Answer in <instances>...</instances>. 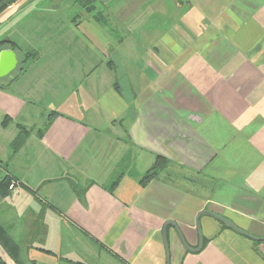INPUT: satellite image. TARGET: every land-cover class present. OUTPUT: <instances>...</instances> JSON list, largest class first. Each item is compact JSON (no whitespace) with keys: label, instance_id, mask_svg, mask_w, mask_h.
Listing matches in <instances>:
<instances>
[{"label":"crops","instance_id":"obj_1","mask_svg":"<svg viewBox=\"0 0 264 264\" xmlns=\"http://www.w3.org/2000/svg\"><path fill=\"white\" fill-rule=\"evenodd\" d=\"M3 39L16 67L36 51L0 77L21 261L264 264L263 240L205 213L264 238V0H18Z\"/></svg>","mask_w":264,"mask_h":264},{"label":"trees","instance_id":"obj_2","mask_svg":"<svg viewBox=\"0 0 264 264\" xmlns=\"http://www.w3.org/2000/svg\"><path fill=\"white\" fill-rule=\"evenodd\" d=\"M18 0H0V15L12 4L16 3ZM15 43L10 41L9 39H3L0 40V47H10L12 49L16 48L15 47ZM34 57H36V51H28L25 53L21 54L20 60L18 61V65L16 67L15 70L16 73L21 72L24 69V64H26L29 60L33 59ZM3 86L0 85V88H2ZM57 112L55 111H51L48 114L47 117V122L44 125V129L48 126V124L50 123L51 117L53 115H56ZM5 125V122H2ZM39 135L42 134V130H39L38 132ZM27 136V130L23 127L20 126V129L18 131V134L16 135V137L14 138V140L11 143V148L12 151H16L20 145L23 143L25 137ZM168 164V161L165 160L164 158L158 157L156 158L154 164L149 168V170L145 173V176L142 178V183H146V181L148 179H150L151 177L155 176L157 174V172L162 169L163 167H165ZM13 184L14 182L11 178H9L8 176L4 177L1 181H0V201L7 196L8 192H9V185ZM26 189H28V187L23 186ZM259 241V240H258ZM0 246L1 248L7 253V255L10 257V259L15 263V264H33V262H24L21 261L19 259L18 256V247L17 245L10 239V237L6 234V232L1 228L0 226ZM0 264H7L5 262V260L0 256Z\"/></svg>","mask_w":264,"mask_h":264},{"label":"water","instance_id":"obj_3","mask_svg":"<svg viewBox=\"0 0 264 264\" xmlns=\"http://www.w3.org/2000/svg\"><path fill=\"white\" fill-rule=\"evenodd\" d=\"M17 64V59H16V55L14 53V51L12 49H4L2 51H0V77L6 76L7 74H9L10 72H12ZM206 214L213 216L215 218H217L218 220L222 221L223 223H225L228 227L233 228L235 230L240 231L241 233L253 238V239H257V240H263L264 238H255L250 236L249 234H247L246 232H243L241 230H239L236 226H234L231 222L221 218L218 215L212 214L210 212H205ZM171 225L174 226V224L172 222H168ZM176 232L179 234L178 229L175 227ZM201 244H199L198 248L200 247Z\"/></svg>","mask_w":264,"mask_h":264},{"label":"rangeland","instance_id":"obj_4","mask_svg":"<svg viewBox=\"0 0 264 264\" xmlns=\"http://www.w3.org/2000/svg\"><path fill=\"white\" fill-rule=\"evenodd\" d=\"M21 57V56H20ZM34 59H36V57H34L33 59H31V61H33ZM29 63V61L26 63V65ZM17 71V70H16ZM16 71H13L11 74H14V73H16ZM10 74V75H11Z\"/></svg>","mask_w":264,"mask_h":264},{"label":"built area","instance_id":"obj_5","mask_svg":"<svg viewBox=\"0 0 264 264\" xmlns=\"http://www.w3.org/2000/svg\"><path fill=\"white\" fill-rule=\"evenodd\" d=\"M12 187H13V184H10V185H9V189H11Z\"/></svg>","mask_w":264,"mask_h":264}]
</instances>
